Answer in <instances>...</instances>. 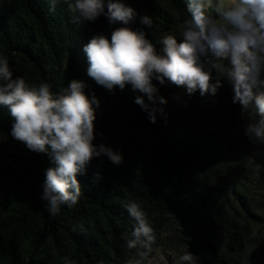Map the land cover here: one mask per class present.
Here are the masks:
<instances>
[{
	"label": "trees",
	"instance_id": "1",
	"mask_svg": "<svg viewBox=\"0 0 264 264\" xmlns=\"http://www.w3.org/2000/svg\"><path fill=\"white\" fill-rule=\"evenodd\" d=\"M71 2L0 0V57L28 86L46 82L62 93L71 81L84 82L100 101L93 143L122 153L123 163L93 159L77 175L78 203L52 217L41 195L55 165L11 136L13 119L0 105V264H63L65 256L73 264H128L137 258L127 247L135 225L125 209L130 202L145 213L154 244L179 264H187L180 260L187 252L195 264H264V148L244 132L258 117L233 103L228 82L215 97H202L153 81L167 100L157 104L164 115L153 124L135 102L151 103L146 96L131 85L110 92L88 75L83 48L93 36L110 40L115 28L130 27L159 51L164 35L181 39L186 0H120L135 10L129 25H111L105 16L74 24ZM145 16L152 27L142 23ZM173 219L181 229L163 237Z\"/></svg>",
	"mask_w": 264,
	"mask_h": 264
},
{
	"label": "clouds",
	"instance_id": "2",
	"mask_svg": "<svg viewBox=\"0 0 264 264\" xmlns=\"http://www.w3.org/2000/svg\"><path fill=\"white\" fill-rule=\"evenodd\" d=\"M67 2V0H65ZM188 19L180 25L181 39L166 34L160 50L142 32L117 27L111 39L97 34L84 46L88 75L110 92L131 85L142 93L135 102L157 123L164 115L167 100L153 83L170 82L186 89L189 96L215 97L224 86L232 87L233 103L243 111L253 109L258 119L245 126V135L254 147L264 148V0H186ZM210 9L212 11H210ZM72 23L85 25L105 16L111 25H129L135 10L120 0H73L69 3ZM214 13V14H213ZM142 23L152 27L151 17ZM88 86L73 80L62 93H53L48 83L28 86L15 77L8 59L0 57V105L9 109L13 119L11 136L38 154L47 155L54 167L46 170L41 199L49 215L56 217L61 206L76 205L82 194L77 175L86 172L95 158L106 156L114 165L123 163L122 153L104 144L96 146V109L100 101L86 94ZM258 154V153H254ZM135 221L129 249H136L128 264H144L156 237L145 213L136 202L125 205ZM143 249V251H141ZM190 252L182 262L195 264ZM63 264H73L70 257Z\"/></svg>",
	"mask_w": 264,
	"mask_h": 264
},
{
	"label": "rangeland",
	"instance_id": "3",
	"mask_svg": "<svg viewBox=\"0 0 264 264\" xmlns=\"http://www.w3.org/2000/svg\"><path fill=\"white\" fill-rule=\"evenodd\" d=\"M172 221V225L166 228L165 233L162 235L163 237L169 236L173 228L181 229L182 225L178 221H175V219ZM178 259L177 255L173 252L160 247V243L158 242L152 246V250L148 253L144 264H179Z\"/></svg>",
	"mask_w": 264,
	"mask_h": 264
}]
</instances>
